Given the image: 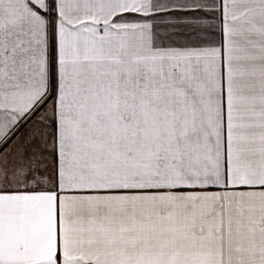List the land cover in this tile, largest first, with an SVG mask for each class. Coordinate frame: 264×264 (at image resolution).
Segmentation results:
<instances>
[{
	"label": "snow or ice",
	"instance_id": "6c2138e0",
	"mask_svg": "<svg viewBox=\"0 0 264 264\" xmlns=\"http://www.w3.org/2000/svg\"><path fill=\"white\" fill-rule=\"evenodd\" d=\"M0 264H264V0H0Z\"/></svg>",
	"mask_w": 264,
	"mask_h": 264
}]
</instances>
